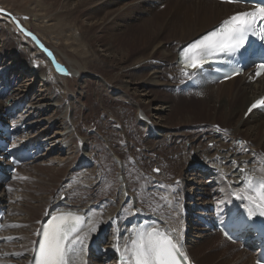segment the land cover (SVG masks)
<instances>
[{
  "label": "bare ground",
  "instance_id": "6f19581e",
  "mask_svg": "<svg viewBox=\"0 0 264 264\" xmlns=\"http://www.w3.org/2000/svg\"><path fill=\"white\" fill-rule=\"evenodd\" d=\"M118 1L122 2L123 0H48L47 7L50 10L48 14L42 15L43 8L41 7L30 11V15L35 20L42 17L47 21H56L51 27L56 29V32L61 36L60 39L66 41L67 48L54 44L47 45L48 43L43 42L39 36L31 32L25 22L22 23L14 13L0 11V19H5L4 22L0 23V76H7L14 82V88L9 93L8 98L4 101L0 99V110L8 109L18 100L25 101L28 95L30 98L26 106V113L31 115L30 126L36 124L37 128L33 136H37L39 142H44L53 150L51 157L45 159L43 164L55 163V166L47 165L44 167L42 164L43 167L39 165L33 167L34 172L27 179L36 180L35 185H37L38 190L23 184L12 194L3 193L4 198L9 202V214L6 218V224L9 228L4 235L15 239L13 243L0 245V253L3 254L0 258V264H29L32 245L42 219L60 203L72 207L85 206L95 201L92 199L93 197L101 193L105 194L100 200L102 209L95 211L85 233L93 234L102 228L114 229L115 233L110 237L111 240L108 243V248L111 249L116 243L122 245V237L125 235V227L120 220L121 213L124 210L125 212H133V209L137 207H144L142 200L148 205L157 201L155 208L160 211L159 213L164 220L169 221L175 216L178 207L182 205L188 188L191 191L198 189L201 191V189L206 190L207 188L211 193L217 190L216 198L219 200L220 198L227 199L234 192H240V188L236 184L234 167L223 162V157L227 156V153L221 151L223 148H227L235 155L236 149L233 147L236 144L234 145V142L235 138L239 137L236 134L243 133L241 136L245 139L243 145L250 141L253 150H264V117L253 112L246 120H243V115L252 100L262 93L259 90L260 81L249 85H243V82L234 85L237 79L242 81V78L239 77L221 84L217 88V92L210 88L204 90L205 92L202 91L199 95L171 96L170 98L167 96L168 99L164 100H160L154 95V90H158L156 88L168 90L170 85L174 86L180 81V69L176 65L178 46L212 28L232 9L230 11L225 10L227 4L213 2L210 4V2L199 1L197 5L198 1H194L185 7V11L182 7H180L181 12H177L174 8L173 19L167 18L166 22L161 18L153 20L152 17L147 16L148 13H145V10H142L146 5L151 6L153 0H136L129 6L122 2L127 7L123 5L116 7ZM110 7L114 9L108 11L107 9ZM79 17L98 19L91 25L78 28L75 26ZM119 21L124 27L120 32L117 30ZM13 25L18 29V32L13 28ZM104 27L112 28V32L115 29V39L121 43L129 44L131 41L135 43L137 40L136 46L143 45L145 52L136 48V56L126 58L131 59L127 64L123 63L124 59H118L114 56L111 58L106 54L96 53L93 47L97 38L95 33ZM166 32H168V40L163 41L162 33ZM24 35L30 37L36 46L26 40ZM130 35L134 37L132 38ZM175 41L179 45L173 44L171 46L170 44L175 43ZM46 42L48 41L46 40ZM78 46L82 47L83 50L79 51L80 47ZM109 47H105L104 50L112 51ZM44 48L46 49L43 50ZM46 50L57 55L65 65L67 75L58 72L57 69L55 70L50 63ZM157 54L160 56L156 57ZM36 58L41 59V61L44 60L48 65L41 64L38 66ZM82 59L85 63L89 62L92 65V62L95 61H99L100 64L114 63L113 66L122 64L118 66L120 67L119 70L115 67L112 74H106L107 76L104 77L91 72L88 66L82 62ZM10 73L12 74L9 75ZM58 80H60L61 85H58ZM91 80H96L110 91H115L118 100L128 104L129 108L136 107L137 112L138 109H141L142 114L137 113L136 121L145 125L147 141L151 143L146 147L148 150L155 146L162 148L165 144L168 145L165 140L169 141V146L177 143L178 137H181L179 138L180 142L183 138L187 140L186 145L182 146L181 149L179 148V151L175 153L176 155L173 154V156L179 157L178 160L181 161L179 164L182 172H184L181 178L175 176L172 182H169L170 180H166L165 170L161 169L162 174L160 176L157 175L158 177L150 181L144 178L143 182H140L142 180L140 178L135 185L134 175H137L136 167L138 166H134L133 161H130L131 159L123 156L120 149L112 146L110 138H106L107 141H105L110 145H105H107L106 147L110 146L108 147L110 153H115L120 158L119 162L116 161V158L115 162L105 159L101 145L94 143V137L80 133V127H78L74 113H77V111L75 112L76 104L81 97L73 89L76 87L85 90ZM39 83L40 88H38ZM183 106H189L187 112L178 117L181 113L180 107ZM167 110L170 113H167ZM238 112H241L239 117L231 122L233 116ZM204 113L206 116L213 114V119L203 121L202 124L198 125L200 127H195L196 115ZM171 118H176L177 121L172 122ZM148 119L155 125L154 129L147 121ZM217 119L219 120L216 121ZM121 125L119 123L118 129L122 131ZM185 126L189 127V130H180ZM171 128L178 130L176 133L170 132ZM161 137L162 139H160ZM228 139H233L234 142L228 143ZM211 142L213 146L209 145ZM188 144H190L189 148ZM241 152H245V150L242 149ZM105 157H109V155ZM91 162L93 164L90 167ZM136 162H138L137 159ZM171 162L172 160L169 163L171 164ZM203 163H211L217 167L220 177H218L215 187L212 185L206 187L213 178L204 181H195L192 176L185 178L190 166L203 165ZM176 165L172 163L171 166L175 167ZM22 167L18 169L17 174L20 173ZM140 167L142 169V166ZM112 171H115L116 174L113 177L115 179L112 180H115L113 189L109 179ZM61 175L64 178H61ZM120 175H122V180L119 178ZM194 182L199 186L195 187ZM59 183L62 189L60 195L64 191L67 194L64 199L60 198V195L56 198L52 196V191L50 192L51 188L54 189ZM154 186H157L156 189L153 188ZM75 190L77 192L78 190L89 191L91 195L88 198L74 201L71 195ZM125 196L126 202L123 204ZM15 200H18L17 204H14ZM116 221L119 222V227H117ZM13 224L23 226L10 227ZM180 224L177 222V227ZM93 225L97 227L96 232L90 231ZM117 233H120L119 239ZM203 240L202 237L200 242L195 241L194 244H190L189 252L193 260H196L200 255L199 263L212 264V262L207 263V259L215 260L219 254L226 259H222V263L218 264H251L250 260H243L245 253L238 252L235 254L237 258L230 260L228 259L230 257H226L229 255L228 245H223L220 248L218 241V249H215L217 246L213 247L210 245L211 242L206 239ZM15 253H23L24 255H13ZM10 254L11 257H8ZM92 264H104V261L97 260Z\"/></svg>",
  "mask_w": 264,
  "mask_h": 264
},
{
  "label": "rangeland",
  "instance_id": "374dc122",
  "mask_svg": "<svg viewBox=\"0 0 264 264\" xmlns=\"http://www.w3.org/2000/svg\"><path fill=\"white\" fill-rule=\"evenodd\" d=\"M129 1H131V2H129ZM135 1L136 0H126V1L123 0L122 2L127 3V6H129V4H131ZM122 2L118 1V3H116L115 6L116 7H119L122 5L126 6V4H123ZM179 2H180V0H174L172 2V4H169V6H167L166 9L161 10V11H157V10L152 11L151 10L152 7L149 5H146L145 7H143L142 10H145V13H148L147 16L150 18L152 17L153 20L161 18L162 20L164 19L167 22L168 19H173L172 17L174 16L173 15L174 14V10H173L174 8L177 10V12H181L180 7H182L184 11L186 10V8H185L186 5L183 4V1H181L180 3ZM48 3H49L48 0H0V10H2V12L10 11V12L14 13L15 16L19 17V20L22 23L25 22V24L29 27L31 32H33L37 36H39V38L43 42L48 43L47 45H51V44L53 45L54 44V45L61 46L62 48H67L68 46L65 43L66 41H64L63 39H60L61 36L59 35V33L56 32V29L54 30L51 27L52 24L53 23L55 24L56 21L55 22L54 21H47V20L43 19L42 17L36 18V20H35L34 17H32L30 15V11H34L35 9H39L40 7L43 8V10H42L43 14L42 15L48 14L50 12L49 8L47 7ZM198 4H199V2L197 3V5ZM210 4H213V3H210ZM214 5H216V4H214ZM113 9H114L113 7H110L107 10L110 11ZM150 10H151V12H149ZM223 10H224V8H223ZM96 19H98V18H92L91 19V18L79 17V19H77L78 21L76 22L77 25L75 27L80 28L81 26L91 25L93 22H95V21L97 22ZM4 21H5V19H0V23L4 22ZM119 23H118L119 27L117 29L118 32L122 31V29L124 28L121 24L122 22L119 21ZM98 24H99V22H98ZM114 26H115V24H114ZM33 27L36 29H34ZM13 28L18 32V29L14 25H13ZM78 28H76V29H78ZM58 30H60V29H58ZM112 30H113L112 28L104 27V28H102V30H99L96 33L94 32L97 35L96 41L94 42V46H93L94 51H96V53H100L101 55L106 54V56H108V57L111 56V58H113V56H114L118 59H124L123 63L127 64L131 61V59L128 60L126 58L136 56V53H135L136 48H140L142 51H144L145 47L143 45L139 44L136 46L137 40L135 41V43L131 41V43H129V44L119 42L118 40L115 39L116 38L115 29H114V32H112ZM167 33L168 32H166L164 34L162 33V35H163L162 40L163 41L168 40V36H167L168 34ZM133 35H135V34H133ZM130 36L132 38L134 37L132 35H130ZM24 38L26 40L30 41L34 46H36V43L33 42L30 37L24 35ZM46 40L48 42H46ZM75 42L77 43V41H75ZM173 44L179 45L178 43H176V41H175V43L173 42L170 45L173 46ZM109 46L111 47L112 51L104 50L105 47H109ZM78 47H80V46H78ZM45 49L46 48H44L43 50H45ZM80 50H83V48L80 47L79 51ZM108 54H110V55H108ZM123 54H125V55H123ZM123 56H124V58H123ZM155 56L157 57L160 55L157 54ZM43 62H44V60L41 61V59L36 58V64L38 66H40L41 64L42 65H44V64L48 65L46 62H44V63ZM82 62L85 63V61L83 59H82ZM92 63H93V65L91 63L89 64V62H87V63H85V65L88 66V69H90L91 72L102 75L104 77L107 76L106 74H108V75L112 74L115 67H116V69L118 68V70H119L120 67H118V66H120L122 64V63H120L117 66H113L112 64H114V63H109V62L100 64L99 61L98 62L95 61ZM11 74L12 73H10L9 75H11ZM238 80H240V81H238ZM236 81L237 82H234V85H238L239 82H242L241 79H237ZM58 82H59V84L57 82H56V84L61 85L60 80H58ZM38 88H40V83L38 85ZM156 89H158V90H154V92H155L154 95L157 96L160 100L168 99L171 96H174V97L175 96H179V97L182 96V95H177L175 93H173V95H171V92L167 89H166L167 91L162 89V88H156ZM73 90L75 93H77V95L79 97H81L80 101L76 104L75 112L77 111V113H74L75 117L78 121L77 122L78 127H80L79 128L80 133L82 135L88 134L89 136L91 135L92 137H94L93 138L94 143L96 142V144L101 145V148H102L101 151L103 152V157L105 159H108L110 161L113 160L114 162L117 159L116 161L119 162L120 158H118V156L115 153H112V152L110 153L109 148H108L110 146L106 147L107 145H105V144H108V142L107 143L105 142V141H107L106 138H110L111 139L110 142H111L112 146H115V148L120 149L123 152V156H126V158H128L129 160L131 159L130 161L131 162L133 161L134 166H138V167H136L137 175H134L135 185H137L136 183L139 182L138 180L140 178H142V180H140V182L141 181L143 182L144 178L148 181L155 179L156 177H158L157 175L160 176L162 174L161 173L162 170H165L164 173H166V175H167L166 180L167 181L170 180L169 182H172V179L175 176H178L179 178H181V176L184 175V172H182L181 165L179 164L181 162L180 160H178L179 157L177 158L176 156H173V154L176 155L175 153H177L179 151L178 149L179 148L181 149V148H183L182 146L186 145L187 140L185 138L181 139V142H182L181 143L179 141V138H181V137H178L176 139L177 143L171 144V146H169L170 145L169 141L165 140L168 143V145L165 144L162 148L159 146H155L154 148L148 150L146 147L148 145H151V143L149 141H147V134H146V131L144 130L145 125H142V123H139L138 121H136L137 113L142 114L141 109H138L139 111L137 112L136 107H134L135 109L129 108L128 104L124 103L122 100L121 101L118 100V95L115 94V91H110L106 86L100 85V82H97L96 80H91L89 82V84L87 85L85 90L84 89L80 90L76 87ZM138 93H140V92H138ZM167 96H168V98H167ZM185 96H187V95H185ZM185 96H182V97H185ZM144 102H148V101H144ZM196 105L198 106V104H196ZM188 107L189 106L180 107L181 113L179 114L178 117H180L181 115L182 116L185 115ZM168 112H169V110H167V113ZM240 113L241 112H238L237 114H235L233 116L231 122H234V120H236L239 117ZM212 115L213 114H211L210 116H206L205 113L202 115H198V116L196 115V118H195L196 122L194 123L196 125H194V126L200 127L198 125L202 124L203 121H210V119H213ZM165 117H168V116H165ZM171 119H172L171 120L172 122L177 121L176 118H171ZM168 120L170 121L169 118H168ZM218 120L219 119H217L216 121H218ZM147 121H149V119ZM119 123L122 124L121 125L122 131L120 129H118L120 127V126H118ZM222 124H224V123H222ZM230 125H231V123L229 124V126ZM175 128H178V127H175ZM224 128H226V127H224ZM222 129H223V127H222ZM177 130L178 129H172L171 128L170 132L176 133ZM180 130H182V131L189 130V127L185 126V127H182ZM123 131L125 132L126 135L123 134L124 133ZM121 132H122V134H121ZM236 135L237 136H243V133L236 134ZM160 139H162V137ZM108 145H110V144H108ZM209 145H210V143H209ZM189 147H190V144H188V148ZM112 150H113V148H112ZM263 152H264V150H263ZM107 153H109V154H107ZM108 155H109V157H105ZM133 156H135V157H133ZM110 157H112V158L110 159ZM136 159L138 162H136ZM171 160H172V162L170 164L169 162ZM167 162H168V164H167ZM138 163L139 164L141 163V164L139 165ZM172 163H175L177 165L175 167H172L171 166ZM42 164L43 163H40L38 165L40 167L41 166L43 167V165H44V167H47V165L48 166L49 165L55 166V163H51V164H47V165H45V164L42 165ZM135 164H137V165H135ZM163 164L164 165L166 164V165L164 166ZM38 165H35V166H38ZM162 165H163V167H161ZM35 166L22 168L21 169L22 171H20V174H17V176L13 179V182L11 185L12 186L11 187L12 192H8V193L12 194L13 191L17 190L19 188V186H21L23 184L25 186L29 185L32 189L38 190L37 185H35L36 180L30 181L27 179V177L29 175L31 176V174L34 172L35 169L33 167H35ZM140 166H142V169ZM158 166H159V168H158ZM155 168L159 169L158 173H154ZM155 172H157V171H155ZM140 174H141V176H140ZM43 175H45V174H43ZM114 176H116L115 171H112V173L109 176V179L111 180V183H112L111 184L112 189L115 186V182H114L115 180L112 181L113 179H115V178H113ZM62 177L63 176L61 175V178ZM121 177H122V175L119 176L120 180H122ZM107 178H108V176H107ZM186 178H187V176H186ZM26 181H28V182H26ZM60 183H59V185L57 184V187L55 186L54 189L51 188L52 190H50V192L51 191L53 192V193L51 192L52 196H54L56 198L58 197L57 195H60V193L58 192V190H60L59 189ZM153 188L156 189L155 187H153ZM73 192L74 193H72V195H71L72 197H74L76 195H81V197H78L76 200L85 199V198L90 197V195H91V193L89 191L87 192V191H83V190H78V192H77V190H75ZM80 192H83V193H80ZM17 203H18V200H15L14 204H17ZM142 204H143L142 206L147 207V208H150L151 206H153L155 208L156 201H153L151 204L149 203V205L145 204V203H142ZM208 239H211V240H208ZM206 240L211 242V244H210L211 246H213V247L217 246V247H215V249H218V241L220 240L219 237L218 238H207ZM219 245H220V241H219ZM228 251H229L228 252L229 255L226 256V257H230L228 259L232 260L233 258L234 259L237 258V255H235V254H238V253L235 251L233 246L229 247ZM199 258H200V255H199V257H197V259L195 258L196 259L195 261L197 263H199ZM222 259L225 260L226 258H224L223 256H220L218 254L217 257L215 258V260H211L208 258L207 263H211V262H212V264L213 263L214 264L222 263L221 262ZM199 264H201V263H199Z\"/></svg>",
  "mask_w": 264,
  "mask_h": 264
},
{
  "label": "snow or ice",
  "instance_id": "6c2138e0",
  "mask_svg": "<svg viewBox=\"0 0 264 264\" xmlns=\"http://www.w3.org/2000/svg\"><path fill=\"white\" fill-rule=\"evenodd\" d=\"M224 2L254 3L255 8L228 17L212 31L184 47L179 52L178 61L183 69H202L203 65L209 61L219 62L218 58L221 56L234 55L242 48L246 51L245 45L250 37L258 39L260 46L264 48V0H224ZM56 67L58 72L68 74L66 69L59 65ZM241 71L240 68H234L230 73L225 74V78L238 75ZM262 73H264V58L256 65L255 75L258 77ZM184 74L188 75L187 72ZM258 107L264 108V98L255 101L248 111L252 112ZM232 163L235 165L236 162ZM238 170L245 174V188L242 190L245 194L233 193L232 195L238 200L247 201L244 203V208L249 218L254 217L257 212L260 216H264V178L254 180L245 172V169ZM154 171L158 172L159 169ZM83 223L84 219L81 216L72 213L52 216L38 233L42 235V239L38 242V249L30 264H73L75 256L83 251L87 239V236L81 235ZM22 226L10 225V227ZM90 231L96 232L97 227L93 225ZM180 239L182 234L174 239L168 232L149 228L136 232L135 238L124 245L123 251L118 243L113 247L120 252V264H182V262L191 264ZM256 264H264V260L258 258Z\"/></svg>",
  "mask_w": 264,
  "mask_h": 264
}]
</instances>
